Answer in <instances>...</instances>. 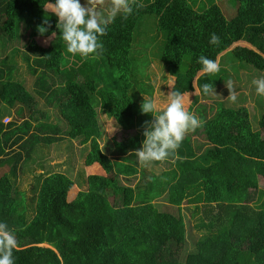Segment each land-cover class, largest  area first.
<instances>
[{"label":"trees","instance_id":"16d2710c","mask_svg":"<svg viewBox=\"0 0 264 264\" xmlns=\"http://www.w3.org/2000/svg\"><path fill=\"white\" fill-rule=\"evenodd\" d=\"M232 1L230 8L229 2L217 1L195 9L189 0H137L144 7L127 19L117 15L100 37L103 50L84 59L67 51L57 17L44 11L49 0H0V57L7 43L22 41L26 61L34 62L29 71L39 101L55 112V124L38 123L33 131L31 119L42 114L39 103L14 78L16 68L0 59V222L18 240L15 264H264V110L259 120H252L237 100L231 105L219 100L200 103L198 115L188 111L203 126L189 131L176 152L164 159L174 160L173 165L146 170L133 154L142 147L145 121L154 118L141 111L143 97L152 100L153 88L142 71L140 77L133 72L142 56L134 44L137 21L144 15L156 17L163 40L159 60L178 77L171 92H193L190 82L199 69V56L216 60L237 42L249 44L251 48L227 51L219 72L196 77L202 100L218 99L229 67L250 69L253 76L264 73V0ZM105 8L110 10V0ZM45 15L51 27L41 35L37 26ZM52 32L55 38L47 48L35 40ZM212 34L219 36L218 45L209 43ZM181 79L182 87L190 88L181 90ZM205 83L215 91L204 94ZM99 107L123 130L141 132L104 153L97 141ZM9 116L12 120L3 123ZM61 118L67 125L60 128ZM62 128L68 137L58 139L67 149L75 139L89 142L87 166L97 163L107 174L88 176L87 190L70 202L66 197L71 179L44 161V151L57 141L49 133H38L57 134ZM27 164L36 182L30 190L35 201L29 221L26 193L16 188L17 171ZM137 175L135 186L120 181ZM188 187L197 188L201 197L195 228L202 235L192 232V243H187L181 215L183 201L191 198ZM159 198L165 204L155 206ZM195 215L193 211L191 217Z\"/></svg>","mask_w":264,"mask_h":264},{"label":"rangeland","instance_id":"374dc122","mask_svg":"<svg viewBox=\"0 0 264 264\" xmlns=\"http://www.w3.org/2000/svg\"><path fill=\"white\" fill-rule=\"evenodd\" d=\"M84 0H81V3ZM219 2L222 4L224 2H229L228 7L233 6L232 0H189L191 5L195 9H199L200 7L207 6L212 3ZM104 13H108V9L104 8ZM134 44L136 45V50H140V59L135 62L133 67L134 75L140 77V73L144 74V78L153 88L152 100L155 101L158 105V108H163L167 105L169 101V96L172 88L174 87V79L167 72L165 66L162 65L159 60V56L162 53L163 48V40L161 42V36L158 34L156 29V17L154 15H144L137 21V25L134 29ZM141 33V34H140ZM55 36L52 37H37L35 40L37 43L44 48H47L54 40ZM2 42H0V47L2 46ZM235 46H243L251 48L249 44L246 42H237L233 44L227 51H230ZM15 47V49H13ZM4 53L0 57V59L8 60V65L15 67L16 71L13 72L14 78L22 83L28 92L34 95L37 105V109L42 111V114H46L47 118H43L42 114L39 116H34L31 119L32 128L34 130V126L38 123H52L55 124V112L52 111L49 105H43V100L39 101V96L34 80L35 78L31 75L29 71V66L33 65L34 62L32 59L27 62L24 57V47L22 46V41L19 43H7L3 48ZM222 52L216 59L219 63L222 62L221 57L225 55L227 52ZM10 55H13L12 58H9ZM77 56H81L80 54H76ZM72 60V59H71ZM222 65V64H221ZM226 67V65L224 64ZM227 68V67H226ZM253 71L250 69H245L242 67H238L236 69H232L229 67L228 74L226 75L222 88H220V95L218 99L213 100H202L203 98L200 95V92H195V89H198L195 85V79L193 81V92H187L185 96L186 98V107L187 110L190 108L196 115H198L197 105L200 103H215L216 100L218 102L225 101L232 104V100H230L227 96L229 95V90L226 87L225 83L231 81L234 91L237 95V101H240L244 107L248 109L249 117L253 120L256 118L257 120L261 117V111L264 110V96L258 95L256 92L255 85H253L252 81L255 79L264 78V73L253 76ZM200 75V74H199ZM253 76V77H252ZM252 77V78H251ZM58 111V110H57ZM96 119L99 125V129L101 131V135L98 138L99 148L103 150L104 153H109L111 148L115 143L124 141L133 137L134 135L140 133V130L132 129L129 131H125L121 128L117 122L108 118V116L104 112H100V107L96 110ZM198 113V114H197ZM253 114H256L257 117H254ZM60 116V114H58ZM12 120V117H3L2 122L8 123ZM67 125V121L61 118L60 120V128L65 127ZM115 130L113 131V129ZM258 129L257 124H255V129ZM61 131L57 134H52L51 131H42L38 132L43 135L49 133V136L54 137L53 139L57 142L55 144L50 145V148H46L44 151L45 160L49 161V164L52 165V169L54 172L61 171L63 174L68 176L72 181V187L67 193V201H72L76 195L80 191L87 190V177L90 175H99V176H107L102 167L95 163L93 165L87 166L86 157L89 152V142L85 144H81L79 139L72 140L71 148L67 149V144L63 141H66L68 135L65 133V129H60ZM32 131V130H31ZM67 132V130H66ZM141 144L145 137L142 135ZM58 138L63 139L60 141ZM200 143L203 144L205 141L204 135H200ZM37 158H41L36 156ZM32 162L34 161L32 158L30 159ZM175 163L174 160H162L152 163H148L145 166L146 170H157V169H166L169 165H173ZM29 164L24 166V169H18L17 171V180H16V188L19 191H25L27 198V206L28 211L26 212V221H29L33 216L34 211V198L35 195L30 192V190L36 185V182L29 174V168L27 167ZM131 165V164H130ZM141 165V164H140ZM21 166V165H20ZM19 166V167H20ZM32 167V166H30ZM159 171V170H157ZM36 173H40V171L36 170ZM159 173V172H158ZM139 175L135 178H130L129 180H125L121 178V183L126 185L135 186L138 182ZM262 184V183H261ZM200 186V185H199ZM262 186V185H261ZM188 193L191 194V198L188 200H184L181 205V215L185 219L184 227L186 228V239L187 243L190 242V237H193L192 241H195V235H202V231L200 229H196L195 226L199 223L200 210L195 209V206L201 205V197H198L199 191L197 188L188 187ZM264 191V190H263ZM188 194V195H189ZM188 198V196H187ZM108 201H112V197H108ZM155 206H162L165 204L164 198H159L153 201ZM195 212V216L191 217V213ZM192 226V231L189 228ZM194 236H193V234ZM45 245V244H44ZM195 245H190L191 249H194Z\"/></svg>","mask_w":264,"mask_h":264},{"label":"clouds","instance_id":"9594fccd","mask_svg":"<svg viewBox=\"0 0 264 264\" xmlns=\"http://www.w3.org/2000/svg\"><path fill=\"white\" fill-rule=\"evenodd\" d=\"M105 4L106 0H84L83 4L81 0H54V2L49 0L47 4L43 5V8L46 14L51 13L57 17L56 27L67 44V51L89 59L94 58L103 50L100 37L107 34L108 25L114 21L117 15L122 14L123 18L127 19L133 14L134 9L144 7L137 0H110V10L105 15ZM50 27L47 15H45L43 23L37 26L41 35L48 32ZM55 34L52 32V37ZM209 43L218 45L220 43L219 36L212 34ZM198 63L202 65L201 72L204 75L217 73L220 70V65L216 60L209 59L204 55L198 57ZM198 75L197 77L200 76ZM252 83L255 85L257 94L264 96V78L255 79ZM225 85L229 90L227 97L235 102L237 95L232 82L229 81ZM200 90L195 89V92ZM214 91L212 84L202 85L204 94ZM141 111L143 114L150 113L154 117L151 121H145L143 132L145 139L142 142V147L133 153L142 166L152 161H162L168 158L180 147L189 131H195L203 126V121L189 113L186 107V98L180 92H171L167 105L162 109L158 108L155 101L143 97ZM44 247H48V245ZM18 250L19 243L14 231L10 230L6 223L0 222V264H15L13 253Z\"/></svg>","mask_w":264,"mask_h":264},{"label":"crops","instance_id":"0c3cea01","mask_svg":"<svg viewBox=\"0 0 264 264\" xmlns=\"http://www.w3.org/2000/svg\"><path fill=\"white\" fill-rule=\"evenodd\" d=\"M162 65L164 66L163 63H162ZM201 67H202V65L200 64L199 69L197 70L195 76L193 77V79L191 78V80H192V82H190L191 87H193V81H194V78L197 77L198 74H200V75L202 74V72H201ZM198 76H199V75H198ZM171 77L174 79V84H176V80H177V82H178V77H177V76H175V77H174V76H171ZM180 82H181V83H180V89H181V90H183V88H184V89H185V88H186V89L190 88V86L182 87V84L184 83V79H181ZM195 85H196V79H195ZM191 89L194 90V88H191ZM187 92H188V91H187ZM183 95H186V94L183 93Z\"/></svg>","mask_w":264,"mask_h":264},{"label":"water","instance_id":"95a60500","mask_svg":"<svg viewBox=\"0 0 264 264\" xmlns=\"http://www.w3.org/2000/svg\"><path fill=\"white\" fill-rule=\"evenodd\" d=\"M39 246H47V245H39Z\"/></svg>","mask_w":264,"mask_h":264}]
</instances>
